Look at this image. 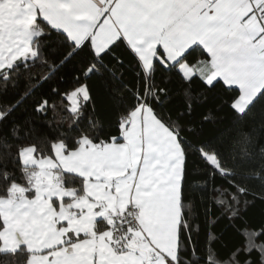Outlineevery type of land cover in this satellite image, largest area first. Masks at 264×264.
I'll return each instance as SVG.
<instances>
[{"label":"snow or ice","instance_id":"1","mask_svg":"<svg viewBox=\"0 0 264 264\" xmlns=\"http://www.w3.org/2000/svg\"><path fill=\"white\" fill-rule=\"evenodd\" d=\"M0 264H264V0H0Z\"/></svg>","mask_w":264,"mask_h":264},{"label":"trees","instance_id":"2","mask_svg":"<svg viewBox=\"0 0 264 264\" xmlns=\"http://www.w3.org/2000/svg\"><path fill=\"white\" fill-rule=\"evenodd\" d=\"M259 107H260V106L258 105L257 108L259 109Z\"/></svg>","mask_w":264,"mask_h":264}]
</instances>
